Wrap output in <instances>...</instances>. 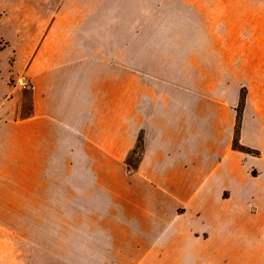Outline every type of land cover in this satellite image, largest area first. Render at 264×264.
Returning a JSON list of instances; mask_svg holds the SVG:
<instances>
[{
  "label": "crops",
  "instance_id": "crops-1",
  "mask_svg": "<svg viewBox=\"0 0 264 264\" xmlns=\"http://www.w3.org/2000/svg\"><path fill=\"white\" fill-rule=\"evenodd\" d=\"M155 4L121 47L60 17L0 44L2 227L30 259L264 264V0Z\"/></svg>",
  "mask_w": 264,
  "mask_h": 264
},
{
  "label": "rangeland",
  "instance_id": "rangeland-1",
  "mask_svg": "<svg viewBox=\"0 0 264 264\" xmlns=\"http://www.w3.org/2000/svg\"><path fill=\"white\" fill-rule=\"evenodd\" d=\"M156 0H0V44L2 61L12 60L8 41L16 43L21 33L25 42L40 39L54 19L60 17V28L72 26L85 30L88 41L121 47L132 32L138 31L152 13ZM131 2V3H130ZM158 6V5H156ZM150 9V10H149ZM147 12V13H146ZM32 36L35 39H32ZM169 56L170 53H162ZM5 73L2 71V75ZM245 88L240 89L238 114L245 102ZM139 152V149H136ZM139 156L129 163L134 166ZM14 213H10L13 217ZM2 227L0 211V264H45L47 261L30 259V245L15 233Z\"/></svg>",
  "mask_w": 264,
  "mask_h": 264
},
{
  "label": "built area",
  "instance_id": "built-area-1",
  "mask_svg": "<svg viewBox=\"0 0 264 264\" xmlns=\"http://www.w3.org/2000/svg\"><path fill=\"white\" fill-rule=\"evenodd\" d=\"M26 85H27V83H26Z\"/></svg>",
  "mask_w": 264,
  "mask_h": 264
}]
</instances>
